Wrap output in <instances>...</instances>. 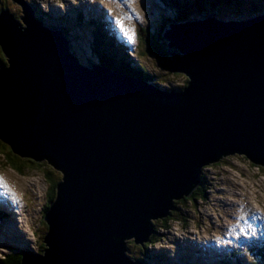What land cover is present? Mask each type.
Segmentation results:
<instances>
[{
	"label": "water",
	"instance_id": "95a60500",
	"mask_svg": "<svg viewBox=\"0 0 264 264\" xmlns=\"http://www.w3.org/2000/svg\"><path fill=\"white\" fill-rule=\"evenodd\" d=\"M13 2L24 15L0 12V139L63 174L28 264H144L128 242L148 241L205 165L235 154L264 167V14L171 24L165 63L187 77L173 90L84 65Z\"/></svg>",
	"mask_w": 264,
	"mask_h": 264
},
{
	"label": "rangeland",
	"instance_id": "374dc122",
	"mask_svg": "<svg viewBox=\"0 0 264 264\" xmlns=\"http://www.w3.org/2000/svg\"><path fill=\"white\" fill-rule=\"evenodd\" d=\"M32 1L36 5L35 7L41 11L47 9L49 16L52 18L58 12L63 13L69 5L73 6L72 10H79V5L82 6V3H84L83 6L87 18L85 5L89 6L91 4L92 7L97 9V13L101 14V16L97 15L93 8L88 9V12L90 10L91 14H95L93 15L95 20L93 27L98 28V24H104L106 29L111 27L118 34L114 30H109V33L114 35L112 37L99 28L98 33L105 42L114 44L115 48L123 49L125 46L128 47V45L134 48L136 60H141L147 66L149 72L157 76L156 80L160 81V84L177 87L186 82L187 77L184 74L172 72L166 65L165 58L158 55L159 53L152 51L148 47L145 52V48L140 49L141 46L146 47V45L139 38V27L151 28L157 32L167 23L170 16L163 9L159 0H82L80 4L79 0ZM0 2L4 5L6 4L12 13L24 15L21 6L12 0H0ZM51 17L46 20L51 19ZM105 17L111 19H109L112 23L110 27L109 21ZM118 18L122 20L125 27L131 30L133 35L131 41L127 39L122 29L117 25L116 20ZM72 19L73 21L78 20V14L73 15ZM63 25H66V22ZM89 33L91 35V32ZM74 36L80 38L73 45L78 46L82 52L89 53L88 40L91 41V39L88 33H77ZM121 40L125 43L119 44L118 42ZM163 42L166 43L167 40L163 38ZM169 49L171 51L174 50L170 47ZM136 52H140L139 57ZM169 52L167 53L168 55ZM131 56L135 60V55L131 54ZM8 153V148L4 147L0 140V180L7 185L6 189L0 187V208L5 212L7 219L11 220L9 224H2L3 221L0 222V230L3 232L0 235L4 237L6 242V245L0 247L1 257L9 252H18L15 249L18 245V247L28 251L41 249V242H43V236L46 231V227L42 222L43 213L50 201V181L45 173V169L48 170L49 168L50 170V167L19 160V162L17 161L18 166L16 165V168L20 170L18 171L6 161L5 155ZM13 159L11 158L10 162L15 165V160ZM221 160V163H209L203 167L205 171L204 180L207 181L206 192L209 199L197 200L196 205L188 203L179 206L183 210V215L178 218L175 216L174 220L170 221L169 227H161L160 231L164 232V235H162L163 239L150 246L149 252L163 248L169 251L168 257L171 258L169 259L171 262L176 263L178 262L177 257L188 255L186 258L191 260V263H194L193 253L187 252L190 249L194 250V245L209 246L206 249H210L214 256L219 252L225 254L229 250L239 249L240 251H246L250 248L248 247L249 245L261 243L257 239L264 238V228H259V225H255L256 219H252V215L260 213V216L264 217V167L252 164L242 155H225ZM51 170L57 171L54 168H51ZM1 196H3V199ZM7 196L10 197L11 201L14 200V203L16 202L15 204L18 208H15L21 212V215L17 214V211L10 213L9 205L5 201ZM175 200L177 201V199ZM44 203L46 205L44 210L41 211ZM25 204H27V208L24 212L23 207ZM246 215L250 218V224H253L258 230H254L251 227L252 231L248 232L247 228H245L244 234H241L240 230L235 231L233 228H226L227 230H225L222 228L226 221H233V226L237 227L242 218V220H246ZM209 238L216 239L217 241H213V243L218 245V247H223L224 250L213 248L214 244L207 242ZM178 243L180 244L178 245ZM129 247H132L129 250L132 254L140 251V248L136 245ZM180 250L181 253H179ZM249 252L256 254L259 263H264L260 261V257L264 261V244L260 245V248ZM244 258L246 257L244 256ZM210 262L211 260L207 259V263L209 264ZM246 264H248V261H246Z\"/></svg>",
	"mask_w": 264,
	"mask_h": 264
},
{
	"label": "trees",
	"instance_id": "16d2710c",
	"mask_svg": "<svg viewBox=\"0 0 264 264\" xmlns=\"http://www.w3.org/2000/svg\"><path fill=\"white\" fill-rule=\"evenodd\" d=\"M163 6V9L170 14L168 17L167 23L161 27L160 30L157 32L152 30L151 28L147 29L142 26L139 27V38L142 40L145 46H141L140 49H144V52L147 51L146 48L152 49V51H155L156 53H159L158 55H161L162 58L166 59L168 56H170L171 50L169 49L168 42H163V33L164 31L173 23L178 22H185L190 19H201V18H208V17H216L218 19L224 20V21H233V20H247L254 16H259L264 14V0H159ZM34 5V4H32ZM7 5L0 2V12L3 9H7ZM35 9V8H34ZM79 11H76V14H78ZM70 14L73 16L75 15V12L72 11ZM37 18L39 20H42L43 23L47 24L53 29H62L65 37L69 39V41L73 39H79L78 37H74L71 35L70 31L71 28L76 27L80 28L79 25L82 24V16L79 14L78 20L74 22L73 24H69L72 20V17H65L64 20L58 19L57 22H54L52 20H46L43 17H40L37 14ZM46 20V21H45ZM73 21V20H72ZM66 22L67 24L64 26L60 25L62 23ZM62 26V28H60ZM82 26V25H80ZM93 34V41L91 44V54L86 55V53L78 47L74 46L72 43L70 45L71 51L79 58L81 61L87 65L90 64H98L103 67H106L108 69H111L118 73H125V74H131L133 76H136L139 79L142 80H148L149 83H153L156 86H160L161 82L156 80L157 76L155 74H151L149 72V69L147 66L139 59L134 60L131 57L130 48L125 46L123 49L115 48L114 44H111L109 42H105L102 36L98 33V30L92 32ZM112 37L114 35H111ZM167 45V46H166ZM170 51V52H169ZM0 54V67L1 66H8V59L6 58L5 54L1 50ZM142 52V50H141ZM169 52V55L167 54ZM120 53H123V57L120 55ZM137 53V52H136ZM143 53V52H142ZM138 57L140 55V52L137 53ZM187 84V80L185 83H183L181 86H172L170 89L173 90H182ZM4 147L8 148V154L5 155L6 161L11 165L14 169L20 171L16 168V165L18 166L19 160L27 161L32 163V159L21 157L13 152L11 147L6 146L4 144ZM6 153V151L4 150ZM14 158L15 165H12L10 162V159ZM18 161V162H17ZM222 160H220L218 163H221ZM249 161V160H248ZM21 164V163H19ZM43 165V164H41ZM50 167V170L48 168L45 169V173L47 175V179L50 181V189H49V198L50 201L48 203V207L51 205V203L56 198V187L59 182L62 181L63 174L60 171H53L54 167L51 166L49 163L47 164ZM45 167V166H44ZM55 169V168H54ZM56 170V169H55ZM205 174H202V183L200 186L193 190L192 194L188 197H183L177 201L174 202V208L170 211V214L166 218H162L160 220H154V226L155 231L150 235V238L148 241H146L143 245H139L135 243L134 240L130 241L129 246H137L140 248V251H137L135 254H132V257L135 259H141L144 261L145 264H193L191 263V260H186V256L177 257L178 262L174 263L171 262L168 257L169 251H166V249H162L154 252H149V247L153 246L156 242L161 241L162 235H164V232H161L160 229L163 227H169L170 221L174 220V217L177 218L179 216L183 215V210L179 208L181 205H186L190 203L191 205H196L197 200H204L207 197V181L204 180ZM184 219H186L184 217ZM161 221V223H159ZM162 227V228H161ZM180 243H178L179 245ZM132 249V247H130ZM260 248V243L253 244L248 248L246 251H240L238 250H229L228 253H225L222 255H218V261L215 264H246V261H248V264H264L259 263L256 254L250 253L249 251H254L255 249ZM42 249H44V244H42ZM42 251V250H41ZM188 253H196L199 257H207L212 256V253L208 249H203L201 246L196 247L193 249H190L187 251ZM181 253V250L179 251ZM186 254V253H185ZM222 255V256H221ZM230 255V256H229ZM221 256V257H220ZM244 256L246 258H244ZM169 260V261H168ZM260 261L264 262L263 259L260 257ZM22 263V254H12L8 257H4L0 260V264H21ZM195 264H205V263H195Z\"/></svg>",
	"mask_w": 264,
	"mask_h": 264
},
{
	"label": "bare ground",
	"instance_id": "6f19581e",
	"mask_svg": "<svg viewBox=\"0 0 264 264\" xmlns=\"http://www.w3.org/2000/svg\"><path fill=\"white\" fill-rule=\"evenodd\" d=\"M46 21V20H45ZM130 54V53H129ZM132 58H133V56H132ZM113 71V70H112ZM113 72H115V71H113ZM115 73H117V74H122V73H118V72H115ZM122 76V75H121ZM145 81H147V82H149L148 80H145ZM56 169V168H55ZM59 171V170H58ZM61 172V171H60ZM202 183V182H201ZM251 209H252V207H250ZM254 209V208H253ZM255 210V209H254ZM243 219V218H242ZM241 219V221H240V223H239V225L237 226V227H234L233 226V221L232 222H229V221H226V222H224V227H222V228H224L225 230H227L226 228H233L235 231H239L241 228H243L244 230H246L245 228H247L248 227V232H250V231H252L250 228L253 226V224L251 225L250 224V218L249 217H247L246 216V220H242ZM178 220V219H177ZM226 223V224H225ZM251 223H252V221H251ZM216 224V223H215ZM217 225V224H216ZM257 225V224H256ZM220 229V228H219ZM223 230V229H222ZM250 230V231H249ZM232 231V230H231ZM233 232V231H232ZM207 233H208V231H207ZM159 242V241H158ZM157 243V242H156ZM257 244V243H256ZM155 245V244H154ZM228 253V252H227ZM230 256V255H229ZM144 262V261H143ZM162 263V262H161ZM145 264V263H144Z\"/></svg>",
	"mask_w": 264,
	"mask_h": 264
},
{
	"label": "snow or ice",
	"instance_id": "6c2138e0",
	"mask_svg": "<svg viewBox=\"0 0 264 264\" xmlns=\"http://www.w3.org/2000/svg\"><path fill=\"white\" fill-rule=\"evenodd\" d=\"M116 23H117V25L122 29V31H123V33H124V35L127 37V39L129 40V41H131L132 39H133V35H132V33H131V30L130 29H128L127 27H125L124 25H123V23H122V20L121 19H117L116 20ZM0 187H3V188H7V185L6 184H4L3 183V181L2 180H0ZM262 217L260 216V214L259 213H256V214H253L252 215V219H261ZM244 232H245V230L243 229V228H241L240 229V233L241 234H244ZM254 234V233H253Z\"/></svg>",
	"mask_w": 264,
	"mask_h": 264
},
{
	"label": "flooded vegetation",
	"instance_id": "af4514ba",
	"mask_svg": "<svg viewBox=\"0 0 264 264\" xmlns=\"http://www.w3.org/2000/svg\"><path fill=\"white\" fill-rule=\"evenodd\" d=\"M36 165V164H35Z\"/></svg>",
	"mask_w": 264,
	"mask_h": 264
}]
</instances>
